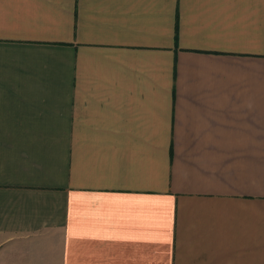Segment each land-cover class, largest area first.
Listing matches in <instances>:
<instances>
[{"label":"crops","instance_id":"obj_1","mask_svg":"<svg viewBox=\"0 0 264 264\" xmlns=\"http://www.w3.org/2000/svg\"><path fill=\"white\" fill-rule=\"evenodd\" d=\"M0 264H264V0H0Z\"/></svg>","mask_w":264,"mask_h":264}]
</instances>
